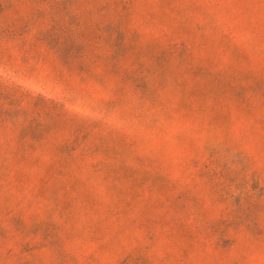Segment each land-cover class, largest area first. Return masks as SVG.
<instances>
[{
    "label": "rangeland",
    "instance_id": "1",
    "mask_svg": "<svg viewBox=\"0 0 264 264\" xmlns=\"http://www.w3.org/2000/svg\"><path fill=\"white\" fill-rule=\"evenodd\" d=\"M0 264H264V0H0Z\"/></svg>",
    "mask_w": 264,
    "mask_h": 264
}]
</instances>
